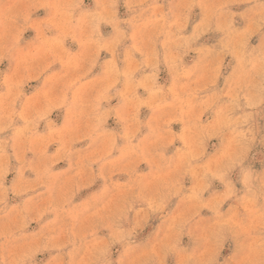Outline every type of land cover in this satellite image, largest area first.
<instances>
[{
	"label": "rangeland",
	"instance_id": "1",
	"mask_svg": "<svg viewBox=\"0 0 264 264\" xmlns=\"http://www.w3.org/2000/svg\"><path fill=\"white\" fill-rule=\"evenodd\" d=\"M0 264H264V0H0Z\"/></svg>",
	"mask_w": 264,
	"mask_h": 264
}]
</instances>
